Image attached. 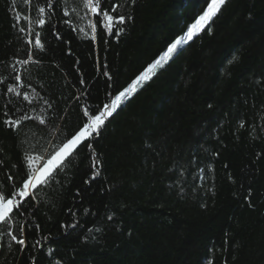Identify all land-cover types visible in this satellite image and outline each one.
I'll use <instances>...</instances> for the list:
<instances>
[{"label": "trees", "instance_id": "obj_1", "mask_svg": "<svg viewBox=\"0 0 264 264\" xmlns=\"http://www.w3.org/2000/svg\"><path fill=\"white\" fill-rule=\"evenodd\" d=\"M113 2L125 23L109 31L85 0H0V195L203 11L202 0L102 7ZM93 149L0 225V264H264V0H225Z\"/></svg>", "mask_w": 264, "mask_h": 264}, {"label": "snow or ice", "instance_id": "obj_2", "mask_svg": "<svg viewBox=\"0 0 264 264\" xmlns=\"http://www.w3.org/2000/svg\"><path fill=\"white\" fill-rule=\"evenodd\" d=\"M134 2L135 0H132V3ZM224 4L225 0H202L203 11L197 10L194 12L185 23L181 34L173 37L166 45V50L162 54H158L159 58L150 63L146 70L138 75L129 86L122 91L118 90L119 94L115 95L110 103L92 109L84 107L81 121L73 132L62 135L58 131L56 137L49 141L46 151L38 155L27 156L28 166L23 172L19 185L13 183L11 192L0 195V225L7 226L10 221L14 222L15 217L25 211V203L30 204L31 200L38 198L39 193L42 191L47 192L49 189H54L60 183L61 173L74 163L81 152L88 151L90 154L94 152V141L100 135L106 121L119 108L121 102L133 94L141 82L149 79L158 67H162L178 48L186 45L195 33L203 30L204 26L219 12ZM84 6L90 12L96 14L98 18H103L100 22L109 31H111L114 24L125 23V16L117 11L121 7L119 3L113 2L111 7L106 9L102 7V0H85ZM39 11L44 13L45 9L40 8ZM39 23L43 25L45 21L40 20ZM20 31L23 32L25 29L20 28ZM34 43L43 48L39 39H35ZM28 119L31 118L23 117L20 121L9 119L5 120L4 124L13 130H18L22 125V121ZM39 123L44 125L46 121L41 119ZM97 163L98 160H93V166H96ZM9 179L11 180L12 177H9ZM11 238L18 245H25L24 239H18L15 235H12Z\"/></svg>", "mask_w": 264, "mask_h": 264}, {"label": "rangeland", "instance_id": "obj_3", "mask_svg": "<svg viewBox=\"0 0 264 264\" xmlns=\"http://www.w3.org/2000/svg\"><path fill=\"white\" fill-rule=\"evenodd\" d=\"M207 24H208V23H207ZM207 24H206V25H207ZM206 25H205V26H206ZM199 32H200V31H199ZM197 33H198V32H197ZM197 33H195L194 35H196ZM180 49H182V48H178V50H177L174 54H176ZM174 54H173V56H174ZM173 56H172V57H173ZM172 57H171V58H172ZM171 58H170L167 62H165V63L163 64V66H164L165 64H167V63L171 60ZM163 66H162V67H163ZM162 67H158V68L155 70V72H154L153 74H151V76H150L149 79H147V80L141 82V83L137 86V90H136L134 93H136V92H137V91H138V90L144 85V83H146L148 80H150V79H151V78H152V77H153V76H154V75H155V74H156V73H157ZM134 93H133V94H134ZM133 94H131L128 98H130ZM128 98H127V99H128ZM127 99H126V100H127ZM124 101H125V100H124ZM124 101H122L121 104H122Z\"/></svg>", "mask_w": 264, "mask_h": 264}]
</instances>
